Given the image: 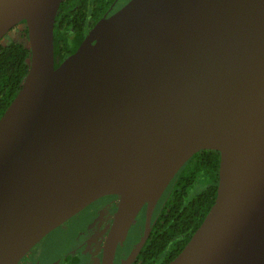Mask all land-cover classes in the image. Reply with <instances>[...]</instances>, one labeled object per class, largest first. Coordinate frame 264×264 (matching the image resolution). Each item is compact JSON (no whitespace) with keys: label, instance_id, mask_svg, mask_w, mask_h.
<instances>
[{"label":"water","instance_id":"obj_1","mask_svg":"<svg viewBox=\"0 0 264 264\" xmlns=\"http://www.w3.org/2000/svg\"><path fill=\"white\" fill-rule=\"evenodd\" d=\"M63 0H0V42L26 23L30 67L0 119V264L119 198L101 264L184 165L220 153L217 197L167 264H264V0H131L58 66ZM59 264V263H57Z\"/></svg>","mask_w":264,"mask_h":264},{"label":"trees","instance_id":"obj_2","mask_svg":"<svg viewBox=\"0 0 264 264\" xmlns=\"http://www.w3.org/2000/svg\"><path fill=\"white\" fill-rule=\"evenodd\" d=\"M115 0H63L55 22L54 44L57 66L72 55L88 31ZM13 41L0 44V119L16 98L29 72L30 48L26 23ZM220 153L201 151L180 170L161 201L158 223L160 264L175 259L201 226L214 205L219 185Z\"/></svg>","mask_w":264,"mask_h":264},{"label":"flooded vegetation","instance_id":"obj_3","mask_svg":"<svg viewBox=\"0 0 264 264\" xmlns=\"http://www.w3.org/2000/svg\"><path fill=\"white\" fill-rule=\"evenodd\" d=\"M130 1L115 0L109 9L105 11L103 17L106 15L111 16ZM164 195L154 210L151 219L152 230L144 246L137 253L136 257L130 260L131 254L145 234L146 207L138 215L135 224L130 230L126 243L118 246L114 264H160L161 254L158 242L153 247H151L150 242H153L155 239L158 240L159 237L160 224L158 220H160L161 216V210L159 208ZM98 204L105 205L103 207V210H106L104 217L105 219L108 217L109 220H104L100 224L99 227L104 230L103 235H100L98 242H94V245L92 244L89 247L87 240H89L90 234L84 229L79 230L78 221L73 224L71 222L87 209L101 207ZM118 204L119 198L117 196H106L93 202L82 212L47 235L19 264H94L96 260L101 264L104 243L113 224Z\"/></svg>","mask_w":264,"mask_h":264},{"label":"rangeland","instance_id":"obj_4","mask_svg":"<svg viewBox=\"0 0 264 264\" xmlns=\"http://www.w3.org/2000/svg\"><path fill=\"white\" fill-rule=\"evenodd\" d=\"M21 28H17L15 33L11 31L1 42L0 44L6 45L13 41L14 37H18L20 35ZM98 206H101L99 208H89L84 213L80 214L79 217L74 219L71 224L75 223L76 221L79 222V230L84 229L87 233L90 234L88 242V246L90 247L92 244L94 245V242H98V238H100V235H103L104 230L101 229L100 224L104 222V220H109L108 217L105 219L106 210L104 211L103 207L105 205L98 204ZM77 227V228H78ZM94 264H99V261L96 260Z\"/></svg>","mask_w":264,"mask_h":264}]
</instances>
